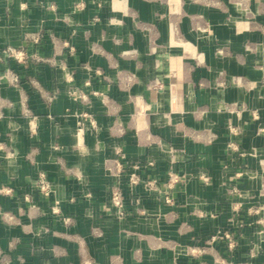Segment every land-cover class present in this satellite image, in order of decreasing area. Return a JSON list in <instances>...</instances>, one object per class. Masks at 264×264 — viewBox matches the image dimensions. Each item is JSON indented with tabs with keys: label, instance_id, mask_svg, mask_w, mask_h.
Listing matches in <instances>:
<instances>
[{
	"label": "crops",
	"instance_id": "1",
	"mask_svg": "<svg viewBox=\"0 0 264 264\" xmlns=\"http://www.w3.org/2000/svg\"><path fill=\"white\" fill-rule=\"evenodd\" d=\"M7 71L20 83L0 86V264H264V0H0ZM79 115L98 132L79 139ZM134 165L187 181L169 205L129 187ZM220 231L234 249L210 243Z\"/></svg>",
	"mask_w": 264,
	"mask_h": 264
},
{
	"label": "built area",
	"instance_id": "2",
	"mask_svg": "<svg viewBox=\"0 0 264 264\" xmlns=\"http://www.w3.org/2000/svg\"><path fill=\"white\" fill-rule=\"evenodd\" d=\"M95 20H97V18ZM30 38L35 43L39 42V37L37 35H32ZM1 54L2 56H6L12 60L17 61L18 63H25L29 58L39 61V62L43 60L42 58L36 55L29 57L23 49H17L12 46L3 48L1 50ZM4 79L11 82V84L15 86H18V84L20 83V79L18 75L11 71H7L6 74L0 77V86L2 84V80ZM157 86H159V89H161L160 82L158 80H153V82H151V88L152 87L155 88ZM69 93L74 97L75 100L82 101V102L88 101L89 96L84 94L82 91H80L77 88H71ZM93 95H99V93L95 92L93 93ZM227 109L231 112L235 111L233 109V105H228ZM252 117L253 119L258 120L260 117L258 111L256 110L252 111ZM227 128L232 137L237 136L239 134V129L233 124H228ZM98 130H99V126L94 116L92 115H79L78 116L77 137L79 139L82 136H84L85 132L87 131L98 132ZM259 131L264 132V128H260ZM227 148L230 154L234 158H239V157L246 155L245 152L240 149L239 145L237 144L235 140L229 139L227 142ZM261 166L264 168V160H261ZM139 169L140 167L137 165L132 166V172L128 174L129 187L132 190H135V188L141 186L145 192L158 197L164 203L169 204V205H172L174 203V198L172 195V191L174 187L178 184H183L187 181L186 175L181 176L171 171L168 175L167 183L161 184L159 179L154 176H148V177L141 176L138 173ZM245 171L243 170L238 171L236 176L238 177L243 176ZM124 174L125 173L123 169L118 165L116 172H114V176L116 177L117 180L120 181L122 177L124 176ZM201 179L204 182H208L210 180V177L203 175L201 176ZM34 185L42 193H47V192H50L51 190V183L44 176V174L39 175V177L35 180ZM234 193H240V192L237 190H234ZM133 203H134V206L137 212L139 213H141V211L143 212V210L141 209L139 198H135ZM109 209L112 211H115L119 218L125 215L124 191L119 185H113L110 187ZM260 210H263V208H258L257 210H255V213H259ZM259 222L261 224H264V220H260ZM217 239L225 240L230 249H234L236 247L235 241L232 239L230 233H228L227 231L218 232V234L210 240V243L216 241Z\"/></svg>",
	"mask_w": 264,
	"mask_h": 264
},
{
	"label": "rangeland",
	"instance_id": "3",
	"mask_svg": "<svg viewBox=\"0 0 264 264\" xmlns=\"http://www.w3.org/2000/svg\"><path fill=\"white\" fill-rule=\"evenodd\" d=\"M152 42H151V44H150V47L152 48L151 50H153V48H157L158 47V45H156L155 43V41L154 40H151ZM153 82V81H152ZM151 88V87H150ZM152 89H153V87H152ZM155 89H159V86H157V87H155ZM77 123H78V120H77ZM263 194H264V188H263Z\"/></svg>",
	"mask_w": 264,
	"mask_h": 264
}]
</instances>
